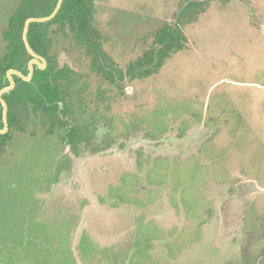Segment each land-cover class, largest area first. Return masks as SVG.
I'll return each instance as SVG.
<instances>
[{
	"label": "rangeland",
	"instance_id": "1",
	"mask_svg": "<svg viewBox=\"0 0 264 264\" xmlns=\"http://www.w3.org/2000/svg\"><path fill=\"white\" fill-rule=\"evenodd\" d=\"M183 1L98 0L96 16L100 30L108 36L106 50L125 67L131 59L143 54V44L151 46L152 31L163 20H174ZM207 1L205 12L187 27L186 50L173 55L154 77L127 79L125 98L114 104L113 109H119L125 120L133 111L141 110L137 117L148 118L156 126L155 133L169 130L164 140L150 142L153 147L147 150L151 159L165 154L179 159L196 156L215 128L206 125L203 118L187 113L201 110L205 104L210 112L229 118L234 109L240 107L246 111L251 104L247 95L240 98L248 88L230 81L264 84V0ZM18 2L0 0V49L3 47L2 30ZM59 57L61 62L75 61L66 52ZM254 91L252 123L264 126V91ZM183 119H188L190 126L185 135L178 138ZM234 127V122H230L227 131ZM131 135L133 133L121 137L127 136L131 146L137 145L127 155L131 159L129 167L135 170L134 151L145 140L130 138ZM229 137L220 133L216 144L226 145ZM15 146L14 151L12 147L8 150L10 154L13 152L11 157L0 158V264H80L81 260L85 264L87 251L93 248L89 244L97 237L105 245L116 248L129 243L135 222L127 225L124 234L117 237L113 234L121 232L124 224L141 212L144 223L152 219L162 229L164 237L161 241L155 240L149 251L152 263L163 253L166 257L163 262L167 264H240L237 257L246 235V210L254 203L264 206V165L258 166L262 177L256 178L252 175L257 166L245 170L241 157L236 161L234 156H228L226 176L219 180L210 170L213 158L205 155L201 167L208 169L204 171L200 188L203 204L198 220L199 234L194 236V241H187L172 252L167 241L172 243L188 221L182 203L189 202L194 209L200 203L201 175L193 173L191 167L171 175L168 171L172 167L162 162L146 176L148 180L167 177L171 181L174 175L179 181L191 179L181 200L175 183L169 182L166 186L159 185L153 202L147 201L149 192H139L145 200L143 207L134 212L126 208L115 213L108 204H118L120 196L123 200L126 193L120 184L134 180L124 174L125 164L121 159L124 151L110 150L91 159L80 173L82 179L74 174L61 175L53 189L43 193L39 188L50 185L54 179L52 166L56 148L37 140L18 141ZM261 153L256 152L253 160L263 159ZM147 185L148 191L152 185ZM33 196L36 203L31 206L28 202ZM110 235L113 238L106 239Z\"/></svg>",
	"mask_w": 264,
	"mask_h": 264
},
{
	"label": "flooded vegetation",
	"instance_id": "2",
	"mask_svg": "<svg viewBox=\"0 0 264 264\" xmlns=\"http://www.w3.org/2000/svg\"><path fill=\"white\" fill-rule=\"evenodd\" d=\"M97 1L98 0L95 1L96 12ZM163 22L168 21L167 19H165L161 23ZM98 25H100L99 22ZM102 33L106 39V45V43L108 42V36H106L103 31ZM2 41L3 47L0 49V51H2L5 47L3 36ZM105 45L103 46V49L111 56L114 63L113 65L117 66V68H128V66H130L131 63H133L138 57L137 56L135 59H131V61L125 64V67H121V64L115 61L113 57L114 55L106 50L107 46ZM147 47L143 44L144 51ZM54 49L58 53L57 66H68L71 69V71L73 72L72 74H75L71 81L78 87L74 90L76 92L83 90V93L79 95L76 93H72V101L69 104L70 107L67 110V113L65 115L60 113V118L62 119L63 124L60 121L57 122L54 112L45 114L43 111L37 110L32 118L26 117L25 112H21V121L23 125L20 129L13 133L11 142L6 146L4 153L0 154V158L11 157L13 152L10 154L8 153V150L12 147L11 149H13L14 151V147H16L15 145L18 141L23 142L37 140L40 142V144L49 145V147L56 148L57 153L53 156L55 162L52 166V170L55 174L54 179L50 185H46L43 187L41 186L39 188L43 193L50 192L56 185V181L60 180L61 175L74 174L79 178L81 177L82 179L83 175L80 173H82V170L86 166L88 167V161L93 158L99 157L104 153H109L110 150L118 149L125 152L123 154V158H121L123 159V163L125 164L123 168V171L125 172L124 174L131 175L134 180L132 183H129L127 181L121 183L120 186L125 190L126 196H123V200H121L122 198L120 196L118 204L113 203L112 205H108L111 211L116 210L114 211L115 213L124 211L126 208L128 209V211L134 212L136 208H139L141 206L143 207L145 205V203L143 204L145 200L142 199L141 196H139V192H149V198L147 199V201L151 203L155 198H157L159 185L164 184V186H166L167 184H169V182H173L176 186L175 190H178V192H180L179 196L181 200L182 197L184 198L186 188H188V186L190 185L191 179L179 181L177 177H175V175L174 178L172 177L171 181L167 180V177L166 179L162 180L156 178L148 180L146 177L148 172L160 167L159 165L162 162H168V165L172 167V170L168 171V173H170L171 175L180 171V169L182 168L186 169V167H191L193 173L201 175L198 185L200 203H198L197 209H194L193 205L189 202L186 203L184 201V203H182L186 210L188 221L182 228L181 233L173 239L172 243H169L168 241L166 243L170 245V250L173 252L174 250L179 249L185 242L194 241V236L199 234L198 230L200 227V222H198V220L201 219V206L203 204V197L201 195L200 188L202 183L204 182V174L207 171L206 169H208L207 166L205 167L206 169H203L201 167L202 159L205 157V155L213 158L210 170L213 172L214 176L217 175V177H219V180L226 176L225 171L227 169L226 166L228 163V156H234L236 161H239L241 157L240 162L245 170L247 168L257 166L258 169L256 171L255 168L256 173L252 176L256 178L262 177V172L260 171V168L258 166L264 165V158L254 161L253 156L256 152L258 155H260L261 152V155L264 154V126L253 125L251 108L254 107V98L256 99V96L254 97V95L256 94L254 90L260 89L261 91H264L263 83L254 81H230L232 84L235 83L236 85H241L248 88L244 90L243 95L241 94L240 98L247 95V97L250 98L249 101H251V104L246 111L241 110L240 107L238 109H234L230 113L229 118L228 115L221 116L220 114L210 112L209 106L208 109H206L205 104L204 108H202L201 110H198L196 112L194 111L193 113H187V115L194 118H203L202 120L206 125H212L215 128L213 134L209 137V139L205 141L200 153H198L196 156L188 159H179L178 157H175L176 155L173 157L171 156L172 158H170L169 155L165 154L151 159L152 157L148 153L149 149L147 150V148L152 149L153 147L152 143L150 142H159L164 140V136L168 133L169 130L163 133H155L156 126H154L148 118H145L144 116H142L141 118L137 117V115L140 114L141 110L133 111L129 115V118L125 120L124 118H122V114L119 109H116V111L113 109L115 103L125 98L124 83L127 79H125L124 81H121L119 79H116L115 81L106 79L103 73L98 70L96 71L93 68L94 65L92 63L91 56L87 54L85 50L79 47L55 46ZM62 52H66L67 54L71 55L73 60H75L74 63H69L68 61L61 62L59 55ZM37 53L46 59V63H44L43 60L39 58L40 63H34V73L36 66L40 69H46L49 65L47 58L41 53ZM33 58L34 56L32 55V58L28 62V68L30 61ZM40 64L44 65V67H40ZM14 75L17 74L13 73V77ZM33 76L30 80L27 81H31L33 79ZM151 77L154 76H149L145 79ZM10 83L11 82L9 80L8 85H10ZM8 85H5L4 87ZM213 85L211 86V88L213 87ZM4 87H2L0 90H2ZM73 88L74 87H71L72 91ZM8 92L9 91H6L2 94L4 99V94ZM79 99H81L80 103L78 102ZM59 105L61 108H63V103L61 101H59ZM226 111L229 112L228 108L226 109ZM59 112H61V110H59ZM227 112L224 114L226 115ZM230 122H234L235 127L230 131H227V127L228 125L230 126ZM4 126L0 128H4ZM189 126V120L183 119V124L182 126H179V132L177 133L178 138H182L185 135ZM105 127H107L108 129L106 130ZM9 130L10 123L9 129L6 133H8ZM222 132L228 134L230 137L229 139H227L226 145H217L216 137ZM129 133H133L130 138L139 137L145 140V143H141L140 147H138V149L134 151L136 154V157L134 158L135 170L129 167V162L131 159L127 157V155L128 152L136 148L137 145L131 146V141H127L129 137H121V135H128ZM106 142H109V146L106 145ZM260 149L262 151H260ZM250 164L255 165L250 166ZM142 170H144V173L142 172ZM147 183H150V185H152V187H150V190L148 191L147 189L149 188V185H147ZM35 197L36 196H33L32 199L28 202L29 204L31 203V206H34V204L36 203L34 199ZM174 198L175 197H173V199ZM106 201L107 200L104 198V203ZM125 203L126 205H121ZM160 206H162L161 203ZM112 208L114 210H112ZM246 212L247 213L244 223L246 235L241 247L240 255L239 257H237V262H240V264H264V254H261V251L264 250V206L262 207L259 205V203H254L247 208ZM191 220L197 221V224H194ZM132 222H135V226L132 232L133 238L130 239L131 241L129 240V243L116 248L110 245H105V243H103L104 241H101L100 238L97 237L96 240H92L91 244H89L93 245V248H88V258L85 259V264H147L146 262L150 263L151 261H153L150 258L149 251L151 250L152 246L155 245V240L161 241L162 239H164V237H162L161 235L162 229L152 219L149 222L144 223V213L141 212L135 215L133 217V220L126 222L121 232L119 231V233L113 234L114 237L124 234L127 225ZM111 236L112 235H110V237L106 236V239L113 238ZM164 258H166L165 254H159L157 261L151 263L167 264V262H163ZM80 262V264H84L82 260Z\"/></svg>",
	"mask_w": 264,
	"mask_h": 264
},
{
	"label": "trees",
	"instance_id": "3",
	"mask_svg": "<svg viewBox=\"0 0 264 264\" xmlns=\"http://www.w3.org/2000/svg\"><path fill=\"white\" fill-rule=\"evenodd\" d=\"M95 1L64 0L53 19L30 24L29 42L37 52L47 58L49 65L46 69L36 66L31 81L14 75L16 87L4 94L9 105L10 130L6 134L0 133V154L4 153L6 146L11 142L13 133L23 125L21 112H25L29 118H32L37 110L45 114L54 112L57 122L63 124L60 113H67L72 93H83V90H74L78 87L71 81L75 75L71 69L68 66H57L58 53L54 49L55 46L79 47L85 50L92 58L93 68L103 73L106 79H145L158 74L173 55L187 48V26L196 22L205 12L208 3L207 0H184L174 15V20L161 23L153 31L151 46L128 68L122 69L113 65L111 56L103 49L106 39L96 20ZM57 3L58 0H19L10 13L2 30L5 47L0 51V89L9 84V69L15 68L25 74L29 72L28 62L32 55L23 39L26 20L29 17L51 14ZM71 87H74L73 91ZM59 101L63 103V108L60 107ZM2 109L0 102V127L4 126ZM261 254H264V250Z\"/></svg>",
	"mask_w": 264,
	"mask_h": 264
},
{
	"label": "water",
	"instance_id": "4",
	"mask_svg": "<svg viewBox=\"0 0 264 264\" xmlns=\"http://www.w3.org/2000/svg\"><path fill=\"white\" fill-rule=\"evenodd\" d=\"M63 1L64 0H58V3L55 7V9L53 10V12L50 14V15H47V16H43V17H30L26 20L25 22V26H24V32H23V38H24V41H25V44L27 46V49L29 50V52L34 56V58L30 61V64H29V69H30V72L28 75H25L23 72L19 71V70H16V69H10L8 71V77H9V80H10V85L4 87L2 90H0V101L2 102L3 104V117H4V123H5V126L4 128H0V133H6L9 129V120H8V109H9V106H8V103L6 102V100L3 98L2 94L6 91H10L11 89H13L15 87V79L13 77V73L21 76L22 78L26 79V80H30L33 76V73H34V63H40V59L43 60L44 63H46V59L44 57H42L41 55H39L31 46L30 42H29V39H28V33H29V30H30V24L32 22H45V21H48L52 18H54L56 16V14L58 13V11L60 10L62 4H63ZM40 67H44V65H41L40 64Z\"/></svg>",
	"mask_w": 264,
	"mask_h": 264
}]
</instances>
